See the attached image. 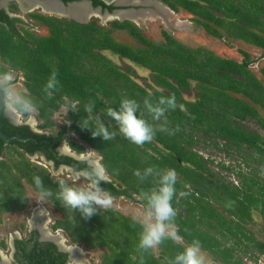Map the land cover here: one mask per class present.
Instances as JSON below:
<instances>
[{"label":"trees","instance_id":"trees-1","mask_svg":"<svg viewBox=\"0 0 264 264\" xmlns=\"http://www.w3.org/2000/svg\"><path fill=\"white\" fill-rule=\"evenodd\" d=\"M163 1L175 12L178 6L194 16L192 21L215 39L241 41L264 51V0ZM51 26V36L34 40L32 47L16 44L0 28V71L12 68L22 73L23 86L39 108L37 114L43 121L40 128L51 126L49 118L60 109L64 98L69 103L78 101V110L68 111L67 114L71 131L95 148L103 156L107 171L137 196L155 189L157 177L154 173L141 179L134 174L136 171L143 176L144 170L149 167L156 171L174 169L180 181L175 184L172 207L176 210L174 224L182 237V244L164 240L158 245V256L151 250L141 252L138 250L142 232L139 223L118 216L111 210L99 211L85 220L55 198L60 182L51 181L44 172H34L31 164H24L28 168L26 172L20 167L23 163H19L16 169L24 173L36 191L33 178L39 176L44 187L53 193L50 202L63 212V220L56 222L54 229H64L71 242H80L88 249H106L99 257V264H168L193 240H199L213 264H243L245 255L264 254V241L258 240L248 229L253 222V212L257 213L263 223L261 230L264 238V176L255 169L247 175L237 173L240 185L233 187L211 175L202 160L191 151V147L197 144L195 136L201 135L210 140L208 144L221 147L226 153L246 158L245 150H249L253 163L264 164V118L261 116L264 112V67L260 68L257 77L250 70L254 61L244 51H239L241 62L225 60L206 50L186 48L165 33L163 36L167 43L153 45L127 24L122 27L142 44V49L114 44L106 34L101 33L95 43H91L92 47L111 50L148 68L154 74V84L168 91L167 94L156 91L149 94L109 62L87 51L90 40L85 27L68 23ZM84 53H89L91 59H87ZM52 72L57 74L58 86L49 96L44 86ZM189 82L197 84L198 97L194 102L181 98V92L189 90ZM173 95L177 108L154 120L144 101L149 100L156 105L161 97ZM124 98L138 103L137 116L156 130L152 141L167 153L159 151L151 141L136 145L119 134L116 123L104 113L109 107L118 109ZM89 104L95 105L94 115L100 112L101 116L114 123L110 126L103 121L110 130L117 132L112 140L103 142L100 138H93L89 130L79 126L87 116L84 110ZM250 121L256 131H250L244 125ZM160 128L165 130L160 131ZM0 133L6 139L15 135L23 138L27 134L40 140L26 128L11 126L2 109ZM17 145L23 147V144ZM72 147L82 151L74 144ZM27 149L33 152L41 148L30 144ZM146 149L152 154H148ZM5 150L7 147L0 138V155ZM187 184L198 197L185 189ZM101 186L111 194L117 193L110 185ZM182 192L188 194L179 196ZM25 201L19 179L13 176L8 163L1 161L0 212L22 210ZM46 247L54 250L52 245ZM38 257L36 262L29 261L28 264H55L45 252L43 257ZM59 258L60 264H64L65 255L59 254Z\"/></svg>","mask_w":264,"mask_h":264},{"label":"flooded vegetation","instance_id":"flooded-vegetation-1","mask_svg":"<svg viewBox=\"0 0 264 264\" xmlns=\"http://www.w3.org/2000/svg\"><path fill=\"white\" fill-rule=\"evenodd\" d=\"M177 9H178L177 12L173 11L168 6V4L163 0H0V28H3L7 32V34L12 37L13 41H15L16 44L32 47L35 45L34 40L46 39L51 36L52 34L51 24L52 25L54 24L53 27L58 26L59 23H68L70 25L85 27L87 29L85 32L88 35L87 39L90 40L89 41L90 45L87 47L88 48L87 51H90L93 55H96L97 57L102 58L106 62H109L113 67H115L118 70V72L125 75L133 83L137 84L147 93L151 94L154 91H156L162 94H167L168 93L167 90L161 89L154 84L153 82L154 74L148 68L141 67L135 64L134 62H132L131 60L122 57L121 55L116 54L111 50L92 47L91 43H95L97 37L101 33H104L109 37V39L112 40L114 44L120 46H126L131 49H137V50L142 49L143 48L142 44L136 38L130 35V31L128 29L122 27L123 25L127 24L130 27L135 28L137 32L151 44L153 45L166 44L167 41L163 36L164 33L173 40H175L171 36V33L176 29L178 30V27L181 25V22H179L176 19V15L180 13V11L188 14L190 16L189 22L199 27L207 36H209L201 25H198L192 21L194 19V16L187 13L185 10H183L178 6ZM155 21H159V23L164 27V29L160 31V37L162 42H154L148 39L147 36H145V33L149 31L148 25ZM115 34L126 35L127 37L135 41L136 45L139 46H133L118 42L115 40L114 37ZM64 35H67V33L64 32ZM219 41H225V40H219ZM185 47L189 48L187 46ZM106 54H109L110 56L116 57L120 60L127 61L136 68H141L148 71L152 79V85H147L146 87H143L138 83H136L134 79L131 77L132 69H128L127 70L128 72H122L117 68V66L112 62V60L106 56ZM83 55L87 59H91L89 53L86 54L84 53ZM222 59L230 60L226 58H222ZM241 60L242 57L240 56V60H232V61L241 62ZM255 63H257V61H254V63L250 65V70L251 68H253V65ZM8 70L14 71L15 73H17V75L21 77L22 87L24 91H26L23 86L24 78L22 73L12 68H9ZM259 70H257L258 71V76L256 75L257 77H259ZM196 86H197L196 83L189 82V90L182 91L181 98L186 102H194L198 97V91L196 89ZM192 89H194L196 92L195 97L191 100H185L183 98V95L185 93L190 92ZM66 104H70V103L66 98H64L60 108L66 109L65 124L62 125L55 133L44 132L49 127L40 128V125L43 124V121L38 117V114L37 117L41 121V123L37 126V128H32L33 126L32 120L26 122L27 121L26 117L20 116L21 117V121H20V117L18 115L3 110L4 117L8 120L11 126L15 128H26L29 133L39 137L40 140H36L31 136L29 137L27 136V134L23 138H20L19 135H15L9 138L12 139L10 140L9 143L4 144V146L7 147V150L1 153L0 162L1 161L7 162L9 167L11 168V173L13 174V176L19 179V183L23 188L26 201H25V207L22 210L0 212V224L1 222L5 223L3 222V220L6 216L13 215L14 213L18 215V213L24 212L28 204V196L30 198L32 196L31 193H34L35 195L38 196V191H36L29 184L24 173L19 172V170L16 169L19 163H23L20 165V167L22 170L26 172H28L27 171L28 168H26L24 164H31V168L34 169V172L39 174H41V172H44L45 174L48 175L51 181L63 182L65 184H68L64 179L63 180L55 179L53 173H58L59 176L63 174H65L66 177L70 176L73 182H75L76 179H82L87 184L86 179H84L82 176H77L75 174V171L72 170L84 169L87 167L86 161L92 162L97 166H101L104 169H106L107 181L103 184L110 185L115 190V192H117L115 194H111L114 198L113 201H117L121 199L127 203L138 205L144 211V204L142 203L141 200L137 199L138 196L136 195V193L132 191L130 188L123 185L118 178H115L107 171V168L104 164L103 156L95 148H93L92 146L88 145L83 140H81V138H79V136L76 133L71 131V124L69 121H67V114L69 109L65 107ZM95 116H99L102 121H106L110 126L114 124L113 122L108 121L105 117L101 116L100 112H97ZM62 131L65 132L61 134ZM70 135L73 136L76 140L75 141L69 140L67 137ZM15 139H18L19 141L17 142ZM195 139L197 141V144H194L191 147V151L194 152L202 160V162L204 163L205 167L208 169L211 175H213L218 179L224 180L227 184L233 187H239L240 182L237 177V173L247 175L248 173H250L251 169L260 171L262 176H264V164L253 163L250 159V156L252 155L251 151L245 150L247 157L242 158L236 155L235 153H226L221 149V147L216 148L208 144L207 142H210V140L203 138L201 135H196ZM151 142L153 146L156 147L159 151H163L167 153V151L164 150L162 146L155 144L152 140ZM216 142L219 144H223L220 141H216ZM16 143L23 144V147L18 146ZM63 143L64 146L61 149ZM30 144L39 147L41 149L30 152L27 149L29 148ZM72 144L82 148V151L81 152L76 151L72 147ZM200 146H207L216 149L219 153H223L226 158L228 159L232 158V161L237 163L236 166L231 167L229 165H225L224 163L222 164V161L219 163L216 162L214 158H211L208 155H204L201 151H199L198 148ZM146 151L148 152V154H152V151H150L149 149H146ZM31 162H35L36 165H32ZM214 166L230 172L231 175H233L234 179L230 181L224 177H221L220 175H218V173H215L212 170V167ZM179 181L180 179L177 176L176 182ZM184 187L189 193L195 192L194 189L189 184L184 185ZM102 188L105 191L109 192L105 187L102 186ZM27 189L31 191V193L30 192L28 193V196H27ZM194 195L195 197L199 196L197 193H194ZM49 198L46 199V202L56 212L61 214V218L52 221L50 214L47 211L45 212L44 210H42L41 206H38L34 210H29V213H26L27 216L26 225L24 226L21 223L19 224L17 223L15 225V228L17 229L16 232L13 231V229H9L10 233L8 235L7 241L4 242L3 239H0V264H22V263L28 264L29 261L36 262L35 259L36 256L39 255V257H43L44 252L47 256H49L51 259L54 260L55 264H60L59 254L65 255L64 264H76L74 261H77L80 256L79 254H77V250H76V248L78 247L75 246L80 242L77 243L71 242L68 234L64 229H60V228L54 229L56 222L63 220V212L60 209L53 207ZM38 204H40V202H38ZM104 210H111L115 212L118 216L129 218L122 215L117 210L115 211L111 208H107V209L101 208L99 211L103 212ZM254 215H257L259 217L257 213L253 212L252 216ZM130 219L139 223L142 226L141 222L136 221L132 218ZM260 222L263 226L261 219ZM251 224L248 225V229L251 226ZM23 230H26L25 235L21 234ZM61 233H63L65 236L68 237L69 239L68 243L70 244H66L67 242L65 243L64 240L60 238ZM176 243L182 244L181 241ZM47 245H52L54 247V250L51 248L48 249L46 247ZM68 248H72L73 251L66 250ZM150 250L155 256H158L160 253L158 246L156 247V249H150ZM99 251L105 252L106 249ZM245 257H247V255H245ZM243 259H242V263H243Z\"/></svg>","mask_w":264,"mask_h":264},{"label":"clouds","instance_id":"clouds-1","mask_svg":"<svg viewBox=\"0 0 264 264\" xmlns=\"http://www.w3.org/2000/svg\"><path fill=\"white\" fill-rule=\"evenodd\" d=\"M57 86V74L52 72L46 81L44 91L51 96ZM78 103V101L71 102L65 107L69 109V112H75L78 110ZM144 106L152 114L154 120H159L166 111L176 109L177 103L173 95L167 98L161 97L156 105L145 100ZM94 108V104H89L85 108L84 112L87 116L81 120L82 124L80 121L79 126L89 130L93 138H100L103 142L112 140L117 132L110 130L99 116L93 114ZM180 108L183 110L182 105ZM0 109L21 117H27L39 111L33 97L26 91H21L17 86L16 74L12 70L0 71ZM138 109L139 105L135 100L124 98L120 101L118 109L109 107L104 114L116 123L120 135L133 144L143 145L153 139L156 130L145 119L137 116ZM159 130L164 131L165 129L160 128ZM86 163V168L72 170L77 176H82L87 180L86 186L73 187L60 182L59 191L55 193V198L61 201L65 208L78 212L85 220L98 214L101 208L112 207L114 199L111 193L105 191L101 186L107 181L106 169L92 162L86 161ZM154 173L157 177V187L150 192L141 193L137 197V199L145 202L143 219L140 221L142 232L138 241V250L141 252L156 248L164 240L174 242L182 240L174 224L176 210L172 207V200L176 195L177 173L174 169L156 171L149 167L144 170L143 176L139 171L134 174L143 179V177L152 176ZM33 183L38 189V202L53 196V193L44 187L39 176L33 178ZM187 194L182 192L179 195L185 196ZM66 250L73 251L72 248ZM168 264H213V261L202 250L199 240H193L183 248V251L169 260Z\"/></svg>","mask_w":264,"mask_h":264},{"label":"rangeland","instance_id":"rangeland-1","mask_svg":"<svg viewBox=\"0 0 264 264\" xmlns=\"http://www.w3.org/2000/svg\"><path fill=\"white\" fill-rule=\"evenodd\" d=\"M190 16L186 13H183L180 11L176 15V19L181 22V25L178 27V30H174L171 33V36L180 42L181 44L192 48V49H204L209 52H212L218 57L230 59V60H240V53L239 51H244L251 55V58L253 61H257L253 65V68H251L252 72L258 76V71L261 67H264V54L262 51L255 49L253 47H250L248 45H245L244 43L240 41H235L232 39L225 40V41H219L216 39H213L209 36H207L199 27L195 26L194 24L189 22ZM149 31L145 33V36L148 37V39L154 41V42H162L161 37H160V31L164 29V27L159 23V21H155L153 23H150L149 25ZM115 40L121 43H125L128 45H133V46H139L136 45L135 41H133L131 38L127 37L126 35H121V34H115L114 35ZM108 58L112 60V62L117 66L119 70L122 72H128V69H132L131 71V77L134 79L136 83L139 85L146 87L147 85H152V79L148 71L145 69L141 68H136L132 66L129 62L120 60L116 57H112L109 54H106ZM16 74V83L17 86L20 88L21 91H24L22 87V80L19 75ZM196 92L194 89H192L190 92L185 93L183 95V98L185 100H191L195 97ZM261 116L264 117V112H261ZM20 117V116H19ZM26 122L29 120L33 121V126L32 128H37V126L41 123V121L37 117V113L32 114L30 116L26 117ZM66 120V109L65 108H60V110L53 115L50 116L49 122L51 126L47 128L44 132L47 133H55L58 131V129L65 124ZM21 121V117H20ZM245 126L250 129L255 131L256 127L252 123V121L245 123ZM69 140L75 141L76 139L73 136H68L67 137ZM64 146V143L63 145ZM199 151H201L204 155H208L211 158H214L216 162H221L222 164L224 163L225 165H229L231 167L236 166V162L232 161V158L228 159L224 156L223 153H219L216 149H213L212 147H207V146H200ZM36 162V161H35ZM35 162H31L32 165H36ZM43 166V165H42ZM44 167V166H43ZM212 170L215 173H218L221 177L226 178L227 180L232 181L234 179L233 175H231L230 172L225 171L219 167H212ZM55 176V179H60V180H65L68 184L72 185L73 187H83L86 186V183L82 179H76L75 182H73L72 178L66 177L65 174L59 176L58 173H53ZM236 180V179H235ZM31 193L29 189H27V196L28 193ZM31 198L28 196V204L22 213H14L13 215L6 216L3 220V222L0 224V239H3L4 242L7 241L8 235H9V229H13V231L16 232L15 225L18 223H21L22 225H26V213H29V210H34L38 206H41L42 210L45 212L47 211L50 214V217L52 218V221L60 219L61 214L56 212L47 202L46 200L44 201H39L40 204H38L39 197L35 195L34 193H31ZM37 203V204H36ZM113 210H117L119 213L122 215L132 218L136 221H141L143 219V209L139 207L136 204H130L125 202L124 200H117L113 201L112 207H110ZM8 218V219H6ZM29 218V217H28ZM8 221V222H6ZM262 224L260 222V218L257 215L253 216V223L249 227V229L256 235L257 239L260 241H264L263 235H262ZM22 235L26 234V230H23ZM60 238L64 240L66 244H70L69 239L67 236H65L63 233H61ZM75 247L77 250V253L79 254V259L77 261H74L76 264H99V257L102 254L103 251H99L97 249H88L82 244H76ZM156 249V248H153ZM5 255V253H4ZM208 255V254H207ZM209 256V255H208ZM210 257V256H209ZM211 258V257H210Z\"/></svg>","mask_w":264,"mask_h":264},{"label":"built area","instance_id":"built-area-1","mask_svg":"<svg viewBox=\"0 0 264 264\" xmlns=\"http://www.w3.org/2000/svg\"><path fill=\"white\" fill-rule=\"evenodd\" d=\"M244 264H264V254L254 253L251 257L247 256L243 259Z\"/></svg>","mask_w":264,"mask_h":264},{"label":"water","instance_id":"water-1","mask_svg":"<svg viewBox=\"0 0 264 264\" xmlns=\"http://www.w3.org/2000/svg\"><path fill=\"white\" fill-rule=\"evenodd\" d=\"M0 138L2 139V141L4 142V144H7V143H9L10 142V140H12V139H6L5 137H4V135L3 134H1L0 133ZM17 142L19 141L18 139H15Z\"/></svg>","mask_w":264,"mask_h":264},{"label":"bare ground","instance_id":"bare-ground-1","mask_svg":"<svg viewBox=\"0 0 264 264\" xmlns=\"http://www.w3.org/2000/svg\"><path fill=\"white\" fill-rule=\"evenodd\" d=\"M13 117V116H12ZM17 117V116H16ZM30 123V122H29ZM63 246V245H62ZM78 254V253H77Z\"/></svg>","mask_w":264,"mask_h":264},{"label":"crops","instance_id":"crops-1","mask_svg":"<svg viewBox=\"0 0 264 264\" xmlns=\"http://www.w3.org/2000/svg\"><path fill=\"white\" fill-rule=\"evenodd\" d=\"M263 54H264V52H263Z\"/></svg>","mask_w":264,"mask_h":264}]
</instances>
